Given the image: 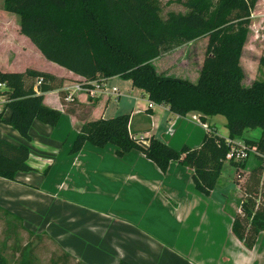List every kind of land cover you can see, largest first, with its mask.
Listing matches in <instances>:
<instances>
[{
  "label": "trees",
  "instance_id": "obj_1",
  "mask_svg": "<svg viewBox=\"0 0 264 264\" xmlns=\"http://www.w3.org/2000/svg\"><path fill=\"white\" fill-rule=\"evenodd\" d=\"M176 2L186 11H171L166 17H161L157 0H3L2 8L18 16L19 33L47 61L82 77L79 83L83 88L118 76L131 80L132 86L142 90L148 100L166 104L176 115L199 113L202 123H206L205 117L224 116L226 137L206 123L211 132H206L199 147L185 145L179 150L153 136L147 139L146 146L141 145L130 134L129 114L89 120L80 126L69 154L79 152L85 143L98 148L112 145L117 157L138 150L162 173L171 162L190 168L195 190L209 196L229 149L226 139L242 140L254 147L256 154H250L254 163L242 192L245 201L241 202V212L232 216L231 231L251 249L264 230V81L255 80L244 86L239 58L257 0ZM200 37L207 38V46L195 83L156 72L154 59ZM259 65L264 69V56ZM38 79L41 81L36 85ZM0 83L4 85L0 91L5 98L3 109L9 111L8 118L0 116V123L11 126L26 142L14 145L0 139V177L14 180L18 172L33 171L27 163L33 120L48 126H55L60 120L61 112L45 105L43 94L58 90L60 99L65 101V97L62 79L31 68L23 72L0 70ZM75 100L72 97L69 102ZM249 130H258V137H246ZM245 162L229 164L243 168ZM9 215L0 207V217L7 228L11 225L6 221ZM4 248H0V264H11L10 258H14L12 264L36 262L32 253L37 246L15 244L10 258Z\"/></svg>",
  "mask_w": 264,
  "mask_h": 264
},
{
  "label": "crops",
  "instance_id": "obj_2",
  "mask_svg": "<svg viewBox=\"0 0 264 264\" xmlns=\"http://www.w3.org/2000/svg\"><path fill=\"white\" fill-rule=\"evenodd\" d=\"M26 68L62 79L61 90L69 87L76 100H61L58 90L43 94V103L61 112L59 122L48 126L33 120L27 143V163L33 171L18 172L14 180L0 177V207L18 217L17 228L51 237L63 249L58 257L70 262L69 256H75L77 264H264V230L251 249L242 244L231 231L234 214L227 206L228 194L217 192L216 186L209 196L199 194L190 168L171 162L162 173L138 150L117 157L112 145L98 148L85 143L79 152L69 154L85 121L119 114L130 115V134L141 145L153 136L177 150L185 145L198 148L206 134L193 119L199 113L179 116L166 104L147 108V95L118 76L107 78L105 87H117L120 96L97 93L90 98L82 89H73L82 77L62 67L63 75L33 66L7 72ZM125 99L127 108L122 106ZM8 115L6 109L0 113L2 118ZM215 120L216 115L203 121L216 129ZM0 139L26 143L3 123ZM105 149L111 155L108 159ZM0 220L7 230L2 216ZM52 239L46 241L53 244ZM3 246L12 248L13 243Z\"/></svg>",
  "mask_w": 264,
  "mask_h": 264
},
{
  "label": "rangeland",
  "instance_id": "obj_3",
  "mask_svg": "<svg viewBox=\"0 0 264 264\" xmlns=\"http://www.w3.org/2000/svg\"><path fill=\"white\" fill-rule=\"evenodd\" d=\"M176 1L177 0H157L161 17H166L167 13L171 11H186V9ZM2 4L3 0H0V68L4 71H8L10 70L9 68L22 69L24 66H33L35 68L53 72L57 75H63V72L60 70L62 68L40 58L34 52L33 48L26 44L25 38L19 33L18 16L3 10ZM250 20L247 42L243 47L239 58L240 65L245 75V78L242 81L244 86L250 85L255 80L264 81V69L259 65L260 57L264 56V0H257L251 13ZM206 46L207 38L200 37L193 42L184 43L180 47L171 51L163 52L160 57L153 60L156 72L162 75L165 74L186 78L195 83L198 79V72L203 62ZM22 47H25L26 51L22 52ZM67 80L70 82H76L72 79ZM69 91L71 90H68V93ZM93 97L94 96H90V98ZM128 105L129 101L126 99L122 101L123 108H127ZM95 117L97 118V115H95ZM225 121V117L222 115H216V120L214 121L217 133L223 137L227 135L226 127L223 126ZM258 135V130H249L245 134L248 138L258 137ZM235 140L241 141L237 138H235ZM103 153H105L104 159H108L111 156L107 149L103 150ZM253 163L254 159L252 156L247 159L245 162L246 165L243 168H235L234 166H231L229 162L224 161L223 168L218 176L216 191L221 192L224 190V193L228 194L229 200L227 201V206L233 214H235V212L240 213L238 209L240 208L241 202L245 201L242 192L244 191V185L248 181L249 170ZM261 178L263 179V177ZM60 197H63V195ZM17 218L18 217L12 214L6 218V221H9L11 224L7 230H4V224H2V221L0 220L1 249L3 245L7 246V244H10L11 242L13 245L18 244L20 246L30 243L33 247L37 246L32 253L33 258L36 261L35 264H52L53 261L56 262V264H77V262H75L77 257L75 256H69L72 259L70 262L63 261V263H61L58 255L63 252V249L59 243L51 237H47L46 239L43 236H40V234L35 235L33 233H25V231L17 228ZM51 239L53 244L46 241H51ZM11 249L13 248H4V252L8 257L11 256ZM15 257H17L16 252ZM10 260L12 264L14 258H10Z\"/></svg>",
  "mask_w": 264,
  "mask_h": 264
},
{
  "label": "built area",
  "instance_id": "obj_4",
  "mask_svg": "<svg viewBox=\"0 0 264 264\" xmlns=\"http://www.w3.org/2000/svg\"><path fill=\"white\" fill-rule=\"evenodd\" d=\"M40 79H38L36 81V85L40 83ZM105 83L106 82H101V83H97V82H92L90 83V85L92 86V88H83L81 87L80 83H78L77 85L73 86V89L75 90H84L89 96H96L97 93H106L107 95L112 96V98H117L119 95V90L117 87L113 86L111 88H106L105 87ZM36 85L34 86V89L37 91L36 89ZM4 85L0 83V91L3 90ZM69 87L65 88L64 91L67 92V95L65 96V101H71L72 99V95L68 93ZM5 103V98L3 95L0 94V113H2L3 111V105ZM155 105L154 102L148 100V104H147V108H152ZM193 119L196 120V122L198 124H200L202 127H204L206 132H211V130L207 127L206 123H202L200 122V120H198V116H193ZM169 133H173V129L170 127L169 129ZM227 145L229 146L228 152L226 153L224 160L226 162H235V163H243L245 161H247V159L249 158L250 154H256L255 148L254 147H248L246 145V143L241 141H236L235 139H233V141H229L228 139H226ZM240 212V208L238 209Z\"/></svg>",
  "mask_w": 264,
  "mask_h": 264
}]
</instances>
